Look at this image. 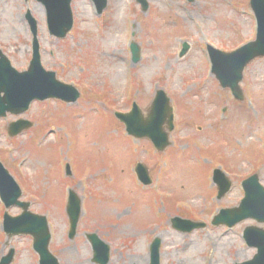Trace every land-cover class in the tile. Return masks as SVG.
<instances>
[{
    "label": "rangeland",
    "instance_id": "rangeland-1",
    "mask_svg": "<svg viewBox=\"0 0 264 264\" xmlns=\"http://www.w3.org/2000/svg\"><path fill=\"white\" fill-rule=\"evenodd\" d=\"M108 0L99 15L92 0H73L74 26L58 39L48 30L36 0H0V48L13 66L27 70L33 36L28 11L38 22L42 64L81 92L74 103L55 98L34 101L28 111L0 118V156L22 189L30 210L47 216L50 248L62 264H95L86 238L96 233L111 247L109 264L151 263L150 246L161 240V264H238L256 248L243 239L247 219L232 228L212 225L222 208L244 197L242 182L258 173L264 186V57L245 69L244 100L221 87L210 71L206 49L233 51L256 37L250 0ZM131 42L141 49L132 61ZM184 43L188 52L181 56ZM171 98L175 129L171 145L156 151L146 138H133L115 112L137 103L146 119L157 90ZM33 127L15 137L8 127L19 119ZM147 166L152 183L143 186L135 167ZM69 165L70 175L67 173ZM220 168L232 181L218 199L213 182ZM81 199L77 235L70 239L66 212L69 191ZM0 200V260L15 249L12 264H39L30 235L9 238ZM202 221L205 228L184 233L172 218Z\"/></svg>",
    "mask_w": 264,
    "mask_h": 264
},
{
    "label": "water",
    "instance_id": "water-1",
    "mask_svg": "<svg viewBox=\"0 0 264 264\" xmlns=\"http://www.w3.org/2000/svg\"><path fill=\"white\" fill-rule=\"evenodd\" d=\"M46 11L48 29L51 35L64 39L74 25L73 0H36ZM143 11L149 9L148 0H137ZM194 1V0H189ZM98 14H102L108 5V0H93ZM250 6L256 15L258 31L256 39L239 48L226 52L212 45H208L211 58L212 72L223 88H230L233 96L244 100L245 95L241 87L244 70L249 63L258 57H264V0H250ZM26 18L33 34L32 59L25 71L17 70L9 57L0 48V118L8 113L22 114L26 112L33 101H44L50 98L60 99L67 103L76 102L81 93L74 85L66 84L57 78L54 71L47 70L42 64L41 46L38 38V22L30 11ZM189 50L188 43L183 44L181 56ZM132 60L137 63L141 58V49L135 42L131 43ZM145 119L141 107L134 103L129 112H116V117L122 121L127 132L135 138L151 140L157 151H165L171 145L170 134L175 129L174 108L171 98L163 89H159L150 106ZM33 126L28 119H19L8 127V134L15 137ZM68 174H71L69 165ZM135 171L144 185L152 183L149 170L143 163L136 165ZM214 182L219 192L218 199H222L231 189L232 181L221 170L214 171ZM244 197L239 205L232 208H222L213 217L215 226L225 225L234 227L247 219H254L264 224V186L259 174H254L242 183ZM22 189L13 175L4 166L0 156V198L6 208L18 206L22 213L12 216L8 211L4 214V230L9 238L15 235H30L33 238V248L39 255V264H62L60 259L51 251L52 233L49 221L45 215L30 210V202L20 200ZM67 214L70 221L69 237L75 238L79 220L82 214L81 199L74 192H70L67 204ZM172 226L184 233H191L195 229L205 228L207 224L176 216L171 220ZM248 246L256 248L257 252L247 261L238 264H264V228L256 225L247 226L243 232ZM93 250L92 261L96 264H109L111 247L96 233L86 235ZM161 240L154 239L150 247V264H161ZM15 257V249L11 248L2 257L0 264H11Z\"/></svg>",
    "mask_w": 264,
    "mask_h": 264
},
{
    "label": "bare ground",
    "instance_id": "bare-ground-1",
    "mask_svg": "<svg viewBox=\"0 0 264 264\" xmlns=\"http://www.w3.org/2000/svg\"><path fill=\"white\" fill-rule=\"evenodd\" d=\"M136 257L139 258V261H142L143 264H147L148 259H146V256H145V255H143V254H139V255H137Z\"/></svg>",
    "mask_w": 264,
    "mask_h": 264
}]
</instances>
